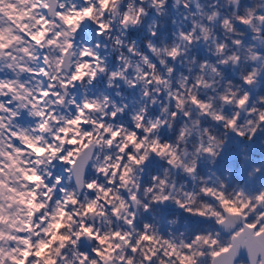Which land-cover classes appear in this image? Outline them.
<instances>
[{
    "label": "snow or ice",
    "instance_id": "snow-or-ice-1",
    "mask_svg": "<svg viewBox=\"0 0 264 264\" xmlns=\"http://www.w3.org/2000/svg\"><path fill=\"white\" fill-rule=\"evenodd\" d=\"M0 264H264V0H0Z\"/></svg>",
    "mask_w": 264,
    "mask_h": 264
}]
</instances>
